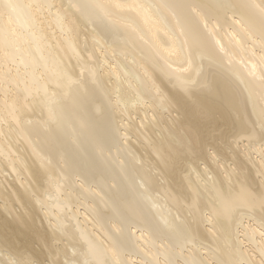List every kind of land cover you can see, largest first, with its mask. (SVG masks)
<instances>
[{"label":"bare ground","instance_id":"bare-ground-1","mask_svg":"<svg viewBox=\"0 0 264 264\" xmlns=\"http://www.w3.org/2000/svg\"><path fill=\"white\" fill-rule=\"evenodd\" d=\"M0 264H264V0H0Z\"/></svg>","mask_w":264,"mask_h":264}]
</instances>
